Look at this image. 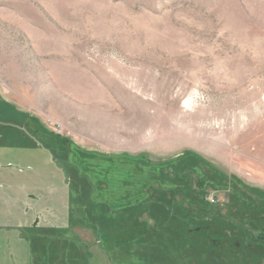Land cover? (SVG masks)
I'll return each instance as SVG.
<instances>
[{
	"label": "rangeland",
	"instance_id": "rangeland-1",
	"mask_svg": "<svg viewBox=\"0 0 264 264\" xmlns=\"http://www.w3.org/2000/svg\"><path fill=\"white\" fill-rule=\"evenodd\" d=\"M0 264H264V0H0Z\"/></svg>",
	"mask_w": 264,
	"mask_h": 264
},
{
	"label": "built area",
	"instance_id": "built-area-1",
	"mask_svg": "<svg viewBox=\"0 0 264 264\" xmlns=\"http://www.w3.org/2000/svg\"><path fill=\"white\" fill-rule=\"evenodd\" d=\"M212 201H214L213 198H212Z\"/></svg>",
	"mask_w": 264,
	"mask_h": 264
}]
</instances>
